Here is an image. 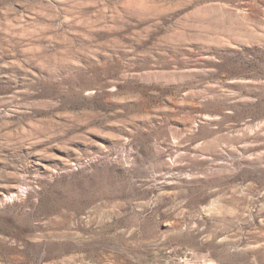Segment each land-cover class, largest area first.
<instances>
[{
    "label": "rangeland",
    "instance_id": "rangeland-1",
    "mask_svg": "<svg viewBox=\"0 0 264 264\" xmlns=\"http://www.w3.org/2000/svg\"><path fill=\"white\" fill-rule=\"evenodd\" d=\"M0 264H264V0H0Z\"/></svg>",
    "mask_w": 264,
    "mask_h": 264
}]
</instances>
